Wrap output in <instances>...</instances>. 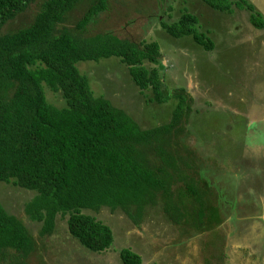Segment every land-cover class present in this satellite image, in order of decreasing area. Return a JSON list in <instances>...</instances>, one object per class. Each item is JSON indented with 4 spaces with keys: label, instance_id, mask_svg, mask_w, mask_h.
<instances>
[{
    "label": "trees",
    "instance_id": "obj_1",
    "mask_svg": "<svg viewBox=\"0 0 264 264\" xmlns=\"http://www.w3.org/2000/svg\"><path fill=\"white\" fill-rule=\"evenodd\" d=\"M81 1L88 0H42L31 22L9 31L4 25L35 0H0V182L34 192L22 210L39 225L40 237L52 233L57 215L65 216L69 235L92 252L107 250L112 232L83 210H121L137 225L143 207L160 196L162 212L174 225L185 217L173 201L176 183L191 196L201 224L207 190L179 141L191 127L193 97L163 80L156 40L135 42L108 31L83 34L107 0H90L75 32L70 31L64 25L66 13ZM202 1L218 11L245 9L250 25L264 28L261 14L246 0ZM159 25L171 37L189 35L203 49L213 48L191 13ZM110 56L126 66L145 104L173 102L168 120L141 128L103 91L93 94L75 64ZM44 86L61 92L62 106L47 102ZM34 245L26 225L0 203V264H27ZM118 257L122 264L142 262L128 247H121Z\"/></svg>",
    "mask_w": 264,
    "mask_h": 264
},
{
    "label": "rangeland",
    "instance_id": "obj_2",
    "mask_svg": "<svg viewBox=\"0 0 264 264\" xmlns=\"http://www.w3.org/2000/svg\"><path fill=\"white\" fill-rule=\"evenodd\" d=\"M41 1L35 0L3 29L12 31L27 25ZM246 1L264 19L256 9L258 2ZM90 4V0L78 2L66 13L64 25L70 31L75 32L74 24ZM184 11L197 18V30L211 39V53L189 35L174 38L161 30L160 22L176 21ZM247 18L245 9L218 11L202 0H107L106 9L89 20L83 31L87 36L108 31L135 42L156 40L161 58L166 57L161 66L163 80L170 89L182 86L193 97L191 127L179 141L182 153L195 165L199 182L207 190L204 216L199 215L202 223L198 224L196 207L180 183L171 189L175 206L185 217L174 225L162 212L160 196L143 207L137 225L121 210L110 211L105 206L97 211L83 210L100 218L112 232L110 247L92 252L69 235L65 216L57 215L52 233L40 237L39 225L29 221L22 210L34 192L2 181L0 203L26 225L35 244L27 264H122L118 257L121 247L136 252L142 258L141 264H264V95L251 102L248 99L254 84L264 94V45L247 42L259 34ZM258 39L259 43L263 41L264 29ZM177 58L182 59V65L189 60L192 73L184 79L165 80L172 69L171 60ZM118 60L115 56L100 57L78 61L75 67L87 76L94 95L103 91L141 128L168 120L173 102L145 104L126 66ZM177 67L181 63L175 64V70ZM43 90L47 102L63 105L60 91L45 86Z\"/></svg>",
    "mask_w": 264,
    "mask_h": 264
},
{
    "label": "crops",
    "instance_id": "obj_3",
    "mask_svg": "<svg viewBox=\"0 0 264 264\" xmlns=\"http://www.w3.org/2000/svg\"><path fill=\"white\" fill-rule=\"evenodd\" d=\"M256 2H258V4H257V10H259L262 14H263V16H264V0H256ZM254 31H258L259 32V34L258 33H256V34H258V37L257 38H255V39H253V40H247V42L248 43H251V42H253V41H257L258 42V44H260V45H264V39H263V43L261 42V43H259L260 41H259V37H260V30H263L264 28H262V29H256V28H254V27H251ZM256 29V30H255ZM206 34V33H205ZM207 36V35H206ZM247 43V44H248ZM160 49V48H159ZM212 50V49H211ZM211 50H209V52L211 53ZM166 57H164V56H162V58H160V63L163 65V60L165 59ZM172 59H174V57L172 56ZM178 59V61L177 60H171V67H172V69L171 70H168V73H167V77L165 78V80H168V79H173V80H178L179 78H182V79H184L183 77H185V76H187V75H189V73L192 71L191 70V66L189 65L190 64V61L189 60H187L185 63L187 64V65H185V64H183L182 65V59H179V58H177ZM119 61V60H118ZM261 61L262 62H264V57L263 58H261ZM119 63H120V61H119ZM146 63V62H145ZM181 63V67L180 68H176V70H178L179 72L177 73L176 72V70H175V64H180ZM251 66H252V64H251ZM182 67H185L186 69H182ZM161 69H163V71H164V68H162L161 67ZM167 71V70H166ZM194 72V71H193ZM192 73V72H191ZM194 74H196L195 72L192 74V76L194 77H196V75H194ZM87 77V76H86ZM88 79V78H87ZM194 80V79H193ZM201 80H207V78L206 77H202V79ZM205 83H207V82H205ZM207 84H209V83H207ZM254 88H253V90H252V92L249 94V97H248V99L250 100V102L251 101H253V100H255V99H257V96L258 95H264V94H262L261 92H260V90L259 89H261V87H259V85H257V84H254ZM258 87H259V89H258ZM211 87H209V89H210ZM264 91V90H263ZM249 107H250V104H249ZM251 107H253V104L251 105ZM249 109V108H248ZM236 111H237V109H235ZM236 115H244L243 113H238V114H236Z\"/></svg>",
    "mask_w": 264,
    "mask_h": 264
},
{
    "label": "clouds",
    "instance_id": "obj_4",
    "mask_svg": "<svg viewBox=\"0 0 264 264\" xmlns=\"http://www.w3.org/2000/svg\"><path fill=\"white\" fill-rule=\"evenodd\" d=\"M100 208H102V207H100ZM100 208H99V209H100ZM99 209H98V210H99ZM95 218H96V217H95ZM55 219H56V218H55ZM96 219H97V218H96ZM98 219H100V218H98ZM141 260H142V258H141Z\"/></svg>",
    "mask_w": 264,
    "mask_h": 264
}]
</instances>
